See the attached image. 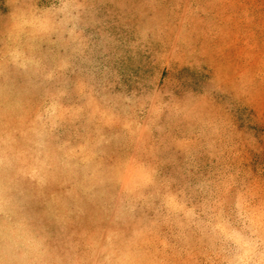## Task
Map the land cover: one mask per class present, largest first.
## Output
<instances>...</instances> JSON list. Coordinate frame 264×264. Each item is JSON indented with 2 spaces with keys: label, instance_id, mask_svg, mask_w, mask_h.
Returning a JSON list of instances; mask_svg holds the SVG:
<instances>
[{
  "label": "rangeland",
  "instance_id": "374dc122",
  "mask_svg": "<svg viewBox=\"0 0 264 264\" xmlns=\"http://www.w3.org/2000/svg\"><path fill=\"white\" fill-rule=\"evenodd\" d=\"M0 264H264V0H0Z\"/></svg>",
  "mask_w": 264,
  "mask_h": 264
}]
</instances>
